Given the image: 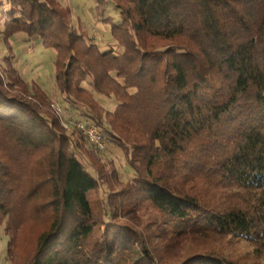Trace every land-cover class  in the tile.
<instances>
[{
	"label": "trees",
	"instance_id": "1",
	"mask_svg": "<svg viewBox=\"0 0 264 264\" xmlns=\"http://www.w3.org/2000/svg\"><path fill=\"white\" fill-rule=\"evenodd\" d=\"M92 1L100 18L109 5L118 12L117 22L103 21L119 53L88 41L57 0L0 1V36L6 49L23 34L54 51L58 93L100 129L135 177L119 181L80 133H68L9 54L0 65L7 256L18 264H235L209 249L161 253L125 219L146 207L173 243L230 236L261 259L264 0ZM84 83L112 98L114 109L106 111Z\"/></svg>",
	"mask_w": 264,
	"mask_h": 264
},
{
	"label": "rangeland",
	"instance_id": "2",
	"mask_svg": "<svg viewBox=\"0 0 264 264\" xmlns=\"http://www.w3.org/2000/svg\"><path fill=\"white\" fill-rule=\"evenodd\" d=\"M4 5V0H0ZM63 7L70 11V19L73 28L80 25L86 39L96 44L104 52L113 50L116 53L120 49L112 40L109 32V25L103 21L108 16L111 21H118V12L109 5L105 10V16L100 18L96 15L92 0H57ZM5 10V6L0 8V12ZM2 24L0 22V31ZM11 47L6 49L0 36V65H3V59L9 54L13 55V63L21 78L27 83L36 84L39 89L46 95L51 109L57 114L61 123L68 126V133H73L71 122L74 119L84 118L79 113L71 110L64 99L60 96L54 86L53 79V59L54 51L44 49L37 38H27L23 34H16L10 39ZM94 99L106 110L112 111L115 102L112 98L97 96L87 83L83 84ZM59 109V111H58ZM58 112H57V111ZM77 138V136L73 135ZM85 143V142H84ZM86 145L87 150L91 148ZM107 149L101 153H94L95 157L105 167H112L116 170L118 180L127 182L135 177V174L127 166L122 153L112 144L107 143ZM90 170V169H89ZM232 189H227L230 192ZM128 221L142 230L144 235L155 243L161 250V253H169L172 257L183 255L187 250H213L218 252L225 259L232 260L235 264H264V256L256 259L253 251L254 246L250 243L241 242L230 236H221L215 234L195 235L190 240L183 239L180 242L173 243L170 233L163 226L155 211L150 208L140 207L125 215ZM3 225H0V264H18V258L9 259L6 254L8 238L3 234ZM27 237H24L26 240Z\"/></svg>",
	"mask_w": 264,
	"mask_h": 264
},
{
	"label": "built area",
	"instance_id": "3",
	"mask_svg": "<svg viewBox=\"0 0 264 264\" xmlns=\"http://www.w3.org/2000/svg\"><path fill=\"white\" fill-rule=\"evenodd\" d=\"M57 114L59 115V113ZM62 125L68 129L67 125L63 123ZM70 128H73L78 133H80L84 137L86 142L97 152L101 153L107 149L106 142L102 136L100 129L90 119H74L73 122H71Z\"/></svg>",
	"mask_w": 264,
	"mask_h": 264
}]
</instances>
